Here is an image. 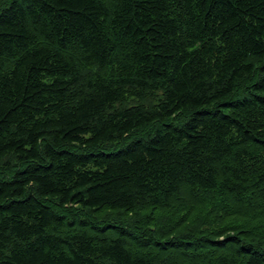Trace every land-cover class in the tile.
<instances>
[{"label": "trees", "instance_id": "1", "mask_svg": "<svg viewBox=\"0 0 264 264\" xmlns=\"http://www.w3.org/2000/svg\"><path fill=\"white\" fill-rule=\"evenodd\" d=\"M0 264H264V0H0Z\"/></svg>", "mask_w": 264, "mask_h": 264}]
</instances>
